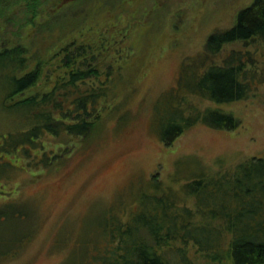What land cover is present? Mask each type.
<instances>
[{"label": "trees", "instance_id": "16d2710c", "mask_svg": "<svg viewBox=\"0 0 264 264\" xmlns=\"http://www.w3.org/2000/svg\"><path fill=\"white\" fill-rule=\"evenodd\" d=\"M124 1L0 0V110L17 123L0 135V264L19 257L40 227L33 201L15 197L9 182L60 169L102 137L107 121L128 117L115 103L126 37L116 6ZM9 24L17 30L7 39ZM237 44L254 51L226 53ZM261 50L264 0H254L182 62L177 84L158 97L152 117L164 146L198 125L238 129L225 106L248 99L264 80L251 69ZM149 182L124 220L104 221L90 243L99 247L80 264H264V156L173 186L157 176Z\"/></svg>", "mask_w": 264, "mask_h": 264}, {"label": "rangeland", "instance_id": "374dc122", "mask_svg": "<svg viewBox=\"0 0 264 264\" xmlns=\"http://www.w3.org/2000/svg\"><path fill=\"white\" fill-rule=\"evenodd\" d=\"M253 2L129 0L116 6L126 37L121 42L124 65L115 103H123L121 113L128 117L121 125L107 121L102 137L87 141L88 148L86 144L79 150L78 145L79 151L60 169L39 175L21 172L9 182L7 188L16 192L15 197L33 201L40 227L30 246L3 264H80L83 255L99 247L90 243L97 241L104 221L110 214L124 220L123 210L149 187L153 176L173 186L178 179L224 173L264 156V80L257 79L262 83L248 99L225 106L240 121L234 131L198 125L167 148L152 117L158 97L177 84L182 62L201 51L215 30L232 27L238 12ZM6 28L9 39L17 28ZM232 50L254 48L237 44L226 53ZM254 61L258 67L251 69L264 78L262 50ZM16 124L0 110V135L16 129Z\"/></svg>", "mask_w": 264, "mask_h": 264}]
</instances>
